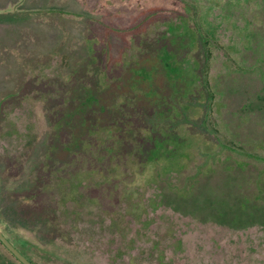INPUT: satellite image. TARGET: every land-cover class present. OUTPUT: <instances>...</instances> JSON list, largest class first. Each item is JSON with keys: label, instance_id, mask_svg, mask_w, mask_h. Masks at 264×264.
<instances>
[{"label": "rangeland", "instance_id": "obj_1", "mask_svg": "<svg viewBox=\"0 0 264 264\" xmlns=\"http://www.w3.org/2000/svg\"><path fill=\"white\" fill-rule=\"evenodd\" d=\"M0 233L30 264H264V0H0Z\"/></svg>", "mask_w": 264, "mask_h": 264}, {"label": "water", "instance_id": "obj_2", "mask_svg": "<svg viewBox=\"0 0 264 264\" xmlns=\"http://www.w3.org/2000/svg\"><path fill=\"white\" fill-rule=\"evenodd\" d=\"M0 246L18 263V264H30L24 259L1 235L0 233Z\"/></svg>", "mask_w": 264, "mask_h": 264}, {"label": "trees", "instance_id": "obj_3", "mask_svg": "<svg viewBox=\"0 0 264 264\" xmlns=\"http://www.w3.org/2000/svg\"><path fill=\"white\" fill-rule=\"evenodd\" d=\"M203 126L204 125H202V128H203ZM204 130H205V132H209L207 129H205L204 128ZM7 241V240H6ZM1 247V246H0ZM2 248V247H1ZM3 249V248H2ZM4 250V249H3ZM5 251V250H4ZM6 252V251H5ZM7 253V252H6ZM8 254V253H7ZM9 255V254H8ZM10 256V255H9ZM10 258L16 263V264H18L11 256H10Z\"/></svg>", "mask_w": 264, "mask_h": 264}, {"label": "flooded vegetation", "instance_id": "obj_4", "mask_svg": "<svg viewBox=\"0 0 264 264\" xmlns=\"http://www.w3.org/2000/svg\"><path fill=\"white\" fill-rule=\"evenodd\" d=\"M2 235V234H1ZM8 242V241H7ZM24 258V257H23ZM25 259V258H24Z\"/></svg>", "mask_w": 264, "mask_h": 264}]
</instances>
